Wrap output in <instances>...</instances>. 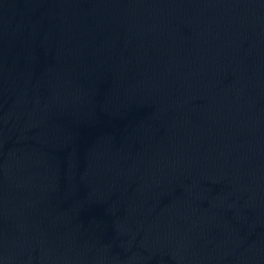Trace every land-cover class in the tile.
Returning <instances> with one entry per match:
<instances>
[{
    "label": "water",
    "instance_id": "95a60500",
    "mask_svg": "<svg viewBox=\"0 0 264 264\" xmlns=\"http://www.w3.org/2000/svg\"><path fill=\"white\" fill-rule=\"evenodd\" d=\"M0 264H264V0H0Z\"/></svg>",
    "mask_w": 264,
    "mask_h": 264
}]
</instances>
